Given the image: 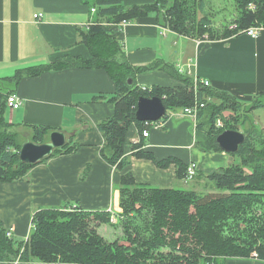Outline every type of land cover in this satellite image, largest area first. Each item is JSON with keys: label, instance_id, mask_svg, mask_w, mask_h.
<instances>
[{"label": "trees", "instance_id": "16d2710c", "mask_svg": "<svg viewBox=\"0 0 264 264\" xmlns=\"http://www.w3.org/2000/svg\"><path fill=\"white\" fill-rule=\"evenodd\" d=\"M193 1L194 14L202 13L205 0ZM252 4L255 11L249 9ZM188 6V0H151L149 4L131 7L124 6L123 0H94L95 16L105 21H95L79 34L80 43L89 50V59L67 57L44 67L20 70L11 80L69 68L104 71L114 83L115 92L107 99L114 106L113 115L97 125L103 138L100 156L117 170H125L133 156L149 160L158 168L173 163L178 180L186 177L187 165L179 160H155L143 150L141 140L131 144V152L126 154L129 128L136 127L144 138L142 133L149 127L148 122L135 118L139 97L159 98L166 109L163 120L169 112L192 107L196 102L203 104L196 116V146L202 152H222L216 137L225 130L245 128L249 123V129L243 130L246 141L236 153L229 154L236 156L238 162L205 176L211 185L206 186L208 191L199 193L137 184L130 173H124L120 179V214L116 222L111 220L108 211L39 208L32 216L29 236L15 240L7 237L0 221V264H218L229 258L249 259L252 254L264 262V135L248 116L251 110L264 107V101L257 99L246 108L230 95L198 81L195 84L193 79L177 73L183 85L139 87L134 82L135 74L158 65L130 66L115 39L122 22L153 12L175 33L196 38L207 35L213 40L210 20L202 15L195 21L189 19L192 13ZM235 9L236 28L225 29L216 38L241 34L249 27L264 28V0H235ZM189 20L194 21L192 29L187 27ZM6 99L0 103V183L23 182L36 165L18 160L21 143L4 120ZM209 99H216L218 103ZM217 121L222 123L221 127L216 126ZM51 132L47 127L34 126L31 142L43 143ZM76 148L66 142L39 164L56 155L73 153ZM202 176L197 173L195 180ZM102 224H119L122 240L105 241L98 232Z\"/></svg>", "mask_w": 264, "mask_h": 264}, {"label": "crops", "instance_id": "0c3cea01", "mask_svg": "<svg viewBox=\"0 0 264 264\" xmlns=\"http://www.w3.org/2000/svg\"><path fill=\"white\" fill-rule=\"evenodd\" d=\"M150 2L123 0L126 7ZM92 10L83 0H0V103L9 94L21 101L16 110L4 109L5 122L18 142L23 132L31 134L26 140L31 142L32 127L37 126L64 133L66 142L77 146L73 153L37 164L23 182L0 183V221L15 240L29 236L32 216L39 208L119 212L118 192L124 173H130L137 184L155 188H172L179 182L173 163L158 168L149 160L131 156L130 165L120 171L101 158L103 138L97 125L113 115L114 106L107 99L115 92L104 71L69 68L11 80L20 70L44 67L67 57L89 59L79 34L95 21H105ZM115 39L130 66L158 65L135 74L139 87L183 85L178 80L182 75L194 82L208 81L212 89L230 95L246 108L257 99L264 101V28L257 38L242 33L213 40L207 35L196 38L171 31L151 12L126 22ZM248 116L253 126L264 132V107L251 110ZM197 124L196 117L179 109L169 112L163 126L150 129L147 137L141 138L132 126L126 134L125 152L129 154L131 144L141 140L143 150L155 160L193 163L202 177L226 168L232 163L231 155L202 152L196 146ZM222 264L264 262L229 258Z\"/></svg>", "mask_w": 264, "mask_h": 264}, {"label": "rangeland", "instance_id": "374dc122", "mask_svg": "<svg viewBox=\"0 0 264 264\" xmlns=\"http://www.w3.org/2000/svg\"><path fill=\"white\" fill-rule=\"evenodd\" d=\"M90 6L93 5L94 0H86ZM189 3V10L191 11L192 14H190L189 19H197L198 17H201V15L206 16L209 20L210 23L212 24V30H213V37L215 38L217 36H220L222 32L225 29L233 30L236 28V26L233 24L235 16H236V9H235V0H205V7L203 8V13L201 15H196L194 14V8H195V2L193 0H188ZM254 7L253 10L255 11V5L252 4ZM199 14V13H198ZM194 21L189 20V23H187V27L189 29H192L193 26L192 23ZM196 25V23H195ZM256 27V26H254ZM195 35V34H192ZM209 38V37H208ZM212 103H218V100L216 99H209ZM241 121V118L239 120V123ZM249 123L245 125V128L238 127L236 131L244 133V129L248 130L249 129ZM259 130L260 127H257ZM12 130V128H11ZM13 131V130H12ZM263 132V131H262ZM264 135V132H263ZM31 134L26 135L24 132L22 136L19 137V142L25 143L26 140H30ZM231 159V162H238V158L236 156H229ZM231 164V163H230ZM205 175V174H204ZM211 185V183L207 180L206 177H202L199 180H189L185 178V180H179L178 183H176L172 188L173 189H180V190H189V191H195V192H203V191H208V186ZM207 186V187H206ZM120 214L119 212L116 213H111V220L113 222H116L117 216ZM98 232L105 241L107 242H113L114 240H122V230L119 224L115 225H108V224H102ZM218 264H222L221 261H218Z\"/></svg>", "mask_w": 264, "mask_h": 264}, {"label": "water", "instance_id": "95a60500", "mask_svg": "<svg viewBox=\"0 0 264 264\" xmlns=\"http://www.w3.org/2000/svg\"><path fill=\"white\" fill-rule=\"evenodd\" d=\"M129 83H131L130 80ZM165 113L166 109L159 98H138L135 112L137 121L155 122L163 118ZM246 138V135L241 132L225 130L216 137V144L222 152L233 154L238 151L239 146L246 141ZM65 144L64 133L52 132L49 134L48 140L43 143L25 142L21 144L17 152L18 160L23 164L37 165L50 157L55 150L63 148Z\"/></svg>", "mask_w": 264, "mask_h": 264}, {"label": "built area", "instance_id": "2783aa9c", "mask_svg": "<svg viewBox=\"0 0 264 264\" xmlns=\"http://www.w3.org/2000/svg\"><path fill=\"white\" fill-rule=\"evenodd\" d=\"M249 9L253 10L254 7L252 5H249ZM92 12H94V10H92ZM125 23L126 22H122L120 24V27H123L125 25ZM261 29H262V27H249L242 34H245V35H247V36H249L251 38H257L258 35L260 34ZM199 83L202 84L205 87H208L210 85L209 82L205 81V80L199 81ZM195 84H196V81H195ZM20 106H21V101L15 94H9L7 96L6 107L9 110H16ZM203 106H204L203 104H200V103L196 102L192 107L183 109L182 113L184 115H187V116L196 117L199 109L202 108ZM147 124H149V127H148L147 130L143 131V133H142L143 137H147L149 135L150 129H152V128L153 129L161 128L163 126V119L161 118V119H159L158 121H155V122H148ZM216 126L217 127H221L222 123L220 121H217ZM185 175H186V178L189 179V180H192V179L195 178V176H196V166H195V164L190 163V164L187 165L186 174ZM7 237H11V231L10 230L7 231ZM255 257H256V254H252V258H255Z\"/></svg>", "mask_w": 264, "mask_h": 264}]
</instances>
